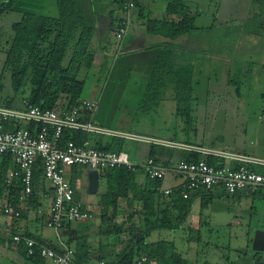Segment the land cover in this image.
<instances>
[{"label":"trees","instance_id":"1","mask_svg":"<svg viewBox=\"0 0 264 264\" xmlns=\"http://www.w3.org/2000/svg\"><path fill=\"white\" fill-rule=\"evenodd\" d=\"M126 1L112 0L115 11H119L118 28L124 20L122 9ZM12 2L13 0H8L1 3L0 8L9 9ZM140 2L141 0L135 2V10L139 8ZM251 2L254 7L259 3L260 7L264 8L263 0H251ZM54 3L57 9L55 17L26 12L19 22L12 24L13 36L10 39L0 76L1 92L3 72L5 70L9 72L11 96H8L3 103L0 102V105L22 109L21 102L25 100L32 106L44 109L51 110L57 107L69 109L80 99H86L81 97V88L83 77L91 71L94 60V51L91 47L93 11L86 9L84 0H54ZM199 15L198 8L189 5L185 0H168L165 14L159 18L149 19L146 24L147 34L167 41L164 42L146 78L144 95L158 104L165 92L171 90L175 109L186 117L184 123L187 126H190L191 111L196 100L197 74L192 61L195 60L194 57L197 58L198 52L188 48L182 49L173 42L182 37L190 38L192 41L195 34H206L212 31L213 26L206 28L195 26V19ZM260 28L264 29V27ZM247 32L251 35H264L263 31L261 32L263 35L246 29ZM179 49L183 52L177 51ZM187 53H190L192 58L188 62L185 61ZM187 57L190 56L187 54ZM253 64L252 61L239 63L235 67L236 75L233 74L228 80V84L235 87L237 97L241 96V86L250 76ZM10 128L14 127L10 126ZM91 137V134L85 132L66 130L62 134L60 143L73 140L81 144L86 140L90 141ZM107 139L108 141L104 144L98 142L94 147L116 152L124 149L126 140L118 137H107ZM148 146V156L155 161H162L165 165H171L180 160L198 161L201 158L199 154L188 151L160 145ZM208 161L214 162L211 158ZM38 166H40L39 162L33 172L32 192L26 204L28 211L38 207L39 188L43 187L46 181L41 167ZM253 167L255 171H264V167ZM70 169L71 175L68 179L74 188L82 168L73 166ZM15 170H18V166L11 156L1 155L0 208L4 202H9L15 210L20 211V216L12 219H19L28 212L25 213L23 207L19 205V197L24 191V186L19 177L13 178L10 185L6 184L9 173ZM138 174L140 173H134L125 166L102 169L99 173V178L105 186L104 193L100 196L102 219L116 215L119 199H125L128 209L134 212L128 219L130 244L116 256V262L111 264H134L141 256H146L151 264H188L173 244L164 240L147 243L146 239L155 230H176L181 227L190 208L189 198L183 199L178 188H174L166 195L159 192L158 189L162 185L161 179H146L145 184L138 183L136 179ZM201 193L203 196H209L208 193ZM219 195L224 194L220 192ZM257 196L264 198L261 195ZM213 197H204L202 208L208 206ZM75 200L77 201L76 195ZM162 201L166 204L164 208L159 207ZM80 208L83 209L81 206ZM13 235L8 236L10 245L19 248L21 254L34 263L43 261L39 255V247L34 246V254L28 256L24 242L15 244L12 241ZM16 235L40 243L28 234ZM255 254L261 255L263 261L260 264H264V252ZM87 255H90L89 245L84 238H81L75 243L74 264H90Z\"/></svg>","mask_w":264,"mask_h":264},{"label":"rangeland","instance_id":"2","mask_svg":"<svg viewBox=\"0 0 264 264\" xmlns=\"http://www.w3.org/2000/svg\"><path fill=\"white\" fill-rule=\"evenodd\" d=\"M7 1L0 0V4ZM190 5L200 12L196 22L198 27L213 26L211 32L197 33L193 42L187 44V48L198 52L192 61L197 84L190 126L184 123L186 117L176 111L171 90L165 92L158 104L146 98L143 83L150 68L147 65L139 68L141 58H129L126 70L117 66L124 60L112 58L102 71L91 70L83 77L81 97L98 101L94 119L100 126L264 157V35L261 33L264 29L260 28L264 27V8L259 3L254 7L251 0H197L196 4ZM24 8L23 0H13L9 9L0 8V76L13 36L11 26L21 20ZM246 29L263 36L246 33ZM187 54L185 61L188 62L192 58L190 53ZM243 61L254 64L250 76L241 86V96L237 97L235 87L229 85L228 80L236 75L235 67ZM1 84L0 102L3 103L11 96L7 70L3 72ZM136 146L128 143L124 150ZM141 146L138 145L143 148ZM170 178L166 183L172 185ZM83 182L78 187L80 197L96 202L99 192L89 193ZM103 186L101 182L100 193ZM191 212L198 216L199 202L193 204ZM202 213L205 217L202 221H207L211 227L202 222L199 238L180 228L152 232L148 242H173L189 256L196 251V258L206 264H224L225 259L232 264L234 249L250 252L245 239L249 229L264 228V198L260 196L245 195L239 200L214 197ZM235 219L238 226H234Z\"/></svg>","mask_w":264,"mask_h":264},{"label":"built area","instance_id":"3","mask_svg":"<svg viewBox=\"0 0 264 264\" xmlns=\"http://www.w3.org/2000/svg\"><path fill=\"white\" fill-rule=\"evenodd\" d=\"M136 1L127 0L123 4L124 20L116 33L118 41L122 40L128 31ZM21 103L22 109L0 105V156H11L18 166V170L9 173L6 184L10 185L15 177L20 178L24 191L19 197V205H26L32 192L34 168L39 162L38 167L42 169L43 178L51 185L53 191L50 215L45 221V226L56 232L69 223L92 218L88 211L80 208L81 204L75 200V191L66 177V170L73 166L98 173L102 169L125 166L134 173H143L145 179L162 181L171 176L174 180L173 187L161 186L158 191L166 195L178 188L183 199L190 198L198 191L208 194L221 192L228 196L237 193L264 196V171L252 169L253 166L264 167V158L100 127L94 123L98 108V101L94 99H80L69 109L57 107L51 110L32 106L25 100ZM66 130L160 145L196 153L201 158L198 161L180 160L171 165H165L162 161H155L150 157L135 162L124 150H100L89 140L81 144L68 140L61 144L62 134ZM210 158L214 160L213 163H209ZM0 213L9 218L20 216V211L15 210L7 201L1 206ZM12 241L15 244L23 241L28 256L34 254L33 248L37 246L43 259L51 260L54 264H74V251L70 248L57 252L33 239L16 234L13 235ZM134 264L151 263L146 256H141Z\"/></svg>","mask_w":264,"mask_h":264},{"label":"crops","instance_id":"4","mask_svg":"<svg viewBox=\"0 0 264 264\" xmlns=\"http://www.w3.org/2000/svg\"><path fill=\"white\" fill-rule=\"evenodd\" d=\"M167 1L168 0H141L139 8H137L132 13L130 26L125 37L122 40L118 41V39L116 38V33L118 31L117 21L119 17V11H115V7L112 5V0H84L86 9L93 11L92 19L94 21V26L92 30L93 32L91 34V47L94 51V60L91 66V70L102 71V69H104V66H106L107 64V61H109V59L111 58L114 61H118L121 59L124 60L123 63H120L117 66L118 68L126 70V68L129 67V65H127L129 58H131V60H134L135 58H141V64L139 68L147 65V67L150 68L149 70L151 71V68L159 51L164 45V42H166L167 40L161 37L147 34L146 24L149 19L159 18L165 14ZM185 2L190 5L191 3L196 4L197 0H185ZM23 4L25 6L23 14L29 12L50 17H55L57 15V9L54 0H23ZM199 18L200 17H197L195 19L196 27H198L196 25V22ZM190 42H193L190 38L182 37L173 43L179 45L180 47H182V49H187V44ZM177 51H180V49ZM145 76H147V74H145ZM143 84H145L146 86L145 78ZM262 99L264 101V94H262ZM261 118H263V116H261ZM94 123L100 126L95 119ZM100 127L107 128L104 126ZM147 137L155 138V136ZM107 141V137L104 136H92L90 138V143L93 145H96L98 142L104 144ZM128 143H133L137 146L134 149L126 151L124 149L127 147ZM138 145H142L141 147L143 148H139ZM124 149L123 150L126 151L130 155L131 159L135 162L149 157V146L144 143L126 141V143L124 144ZM88 172V169L82 168V170L79 172V178L77 179L73 189L75 191V195L77 196V201L81 204V207L92 215L91 219L69 223L57 232L46 227L45 221L50 215L53 195L52 187L47 181H45L43 187L39 188L37 196L38 207L36 209L32 208L28 211L27 205L22 206L23 211H25V213L26 211L28 212L25 216H22L19 219H12L0 213V258H2L0 260V264H54L53 261L48 259H43L41 263H34L24 257L21 254L19 248L15 247L14 245H10L8 242V236L18 233L28 234L29 236L35 238L37 241H40L41 244L53 248L57 252H61L65 248H70L74 251L76 241L84 238L85 242L89 245L90 248V255H87V257L90 259V264H111L116 262V256L130 244V222L128 219L133 211L128 209L125 199H119L116 215H114L113 217L102 219V206L100 204V196L104 193L105 186H103V192L100 193V186L101 182L103 181L100 180L99 177L98 188L96 191V194L98 192L99 194L96 202H90L87 199L83 200L80 197L78 187L80 186V183L84 181L83 183L86 186V189L88 188ZM70 175L71 169L69 168L66 170V177L69 178ZM167 178L162 181L161 186L163 188L173 187V184L170 185L166 183ZM136 179L138 183H146V179L143 173L138 174ZM172 181L174 183L173 178ZM219 194L220 192L209 194V196H221ZM245 195H253L254 198H258L257 195L246 193H237L233 196L224 194L222 196L232 197L234 198V200H239L242 196ZM209 196H203V194L198 191L189 198V211L185 215L181 227H179L178 229H186L191 235H196L199 238L200 229L203 223L206 227H211V225L207 223V221H202V218H205L202 212L207 209V206L205 208H202L203 199L204 197ZM197 202H199L200 213L198 214V216H195L192 215L191 210L193 204H196ZM165 206L166 204L162 201V204H160L159 207L164 208ZM238 225L239 222L235 219L234 226ZM258 229L264 230V228H253L249 229V231L246 233V245L247 248L249 247L250 252L244 251L243 249H234V263L232 264L262 263L263 260L261 258V255H257L255 253H263L264 251L259 252L252 249L254 232ZM155 231L157 232L158 230ZM150 234H152V232ZM150 234L146 239L147 243L158 241L153 240L148 242ZM167 242L173 244L176 251L186 259L188 264H206V261H199L196 258L198 257L196 251L192 254V256H189V254L185 252L184 249L177 248L173 242ZM223 263L228 264L229 262H227L225 259Z\"/></svg>","mask_w":264,"mask_h":264},{"label":"water","instance_id":"5","mask_svg":"<svg viewBox=\"0 0 264 264\" xmlns=\"http://www.w3.org/2000/svg\"><path fill=\"white\" fill-rule=\"evenodd\" d=\"M98 177L99 173L97 171L91 170L88 172V192L96 193L98 188ZM252 249L255 251H264V230H256L254 232L252 240Z\"/></svg>","mask_w":264,"mask_h":264}]
</instances>
